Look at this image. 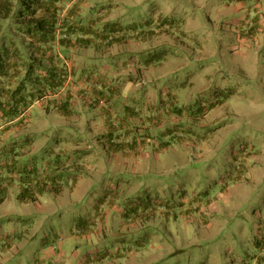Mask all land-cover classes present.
I'll return each mask as SVG.
<instances>
[{
    "label": "rangeland",
    "instance_id": "1",
    "mask_svg": "<svg viewBox=\"0 0 264 264\" xmlns=\"http://www.w3.org/2000/svg\"><path fill=\"white\" fill-rule=\"evenodd\" d=\"M13 1L19 8L20 0ZM96 1L91 12L107 6V22L155 23L148 60L160 73L140 89V96L156 97L160 103L167 99V88L186 122L201 135L200 142L195 144V138L181 147L180 165L173 164L172 153L171 171L163 178L141 175L148 176V184L137 182L130 189L137 204L153 206L154 201L162 210L149 218L129 217L106 203L104 217L95 219L91 210L104 187L87 185L72 197L65 178L57 189L51 182L37 192L41 203H24L18 196L22 191L13 189L0 210L10 212L12 220L6 222L18 223L20 230L36 226L43 243L56 248L62 243L64 264H77L75 250L79 257L91 258L108 252L116 264H245L252 244L239 241L248 239L247 229L264 222V23L261 28L241 23L248 6L239 0H149L147 9ZM31 136L24 147L36 149L37 135ZM32 160L40 169L46 165ZM199 199L208 207L200 208L206 215L196 216L195 209L185 215L175 208L180 200L188 208ZM117 205L125 207L124 200ZM38 249L23 259L14 255L10 263L35 264Z\"/></svg>",
    "mask_w": 264,
    "mask_h": 264
},
{
    "label": "crops",
    "instance_id": "2",
    "mask_svg": "<svg viewBox=\"0 0 264 264\" xmlns=\"http://www.w3.org/2000/svg\"><path fill=\"white\" fill-rule=\"evenodd\" d=\"M239 1L248 6L247 18L240 22L261 28L264 0ZM96 2L75 0L67 8L70 0H20V7L15 4L9 15L0 12V23H24L4 46L9 68L7 76L0 80V200L5 196L0 210L11 200L13 189L22 191L23 177L33 172L47 188L51 185L47 178L59 176L55 187L65 183L72 197L87 185L104 187L91 210L95 219L104 217L106 203L129 217L149 218L162 210L154 206V201L153 206L146 201L137 204L130 189L137 182L148 184V176L163 178L171 171L172 153L173 164L180 165L181 147H187L195 138V144L200 142L201 135L192 123L186 122L182 108L177 107L179 102L172 100L167 88V99L160 103L156 97L140 96V89L153 82L156 72L160 73L148 60L155 23L145 19L134 23L107 22L111 13L109 9L105 11L107 6H103L104 11L91 12ZM129 3L147 9L149 0H117L110 6L127 7ZM16 9L22 11L18 16ZM55 9L59 13L57 23L62 20L69 24L64 26L69 39H61L57 30L48 42L27 33V23L51 17ZM175 112L178 116H174ZM31 134L37 135L36 149L24 147L33 139ZM34 157L46 165L38 168ZM65 178L68 179L64 183L60 181ZM123 200L125 207L117 205ZM23 202L41 200L38 195L35 202ZM207 202L214 209L213 203ZM257 202L256 199L254 203ZM185 204L180 200L175 208L185 215L195 210L196 216L206 215L200 212L201 207L206 211L208 208L202 200L188 208ZM7 220H12L10 212L0 211V264H11L14 255L22 254L20 259L31 256L38 248L40 257L35 264H64L60 258L62 243L58 248L43 243L40 228L24 225L26 229L20 230L18 223L12 225ZM245 234L248 239L239 242L252 244L245 264H264V222L257 229H247ZM158 249L163 251L164 246L159 245ZM129 252L131 256L132 250ZM73 254L77 264H116L109 261L112 254L108 252L93 258L79 257L77 250Z\"/></svg>",
    "mask_w": 264,
    "mask_h": 264
},
{
    "label": "trees",
    "instance_id": "3",
    "mask_svg": "<svg viewBox=\"0 0 264 264\" xmlns=\"http://www.w3.org/2000/svg\"><path fill=\"white\" fill-rule=\"evenodd\" d=\"M14 1L13 0H6L3 2V0L0 1V12L4 11L5 15H9L12 11H14ZM19 13H22L20 11ZM54 15L51 17H40L37 22L34 23H27V33L33 36H37L40 38L42 42H48L50 38L54 36L55 31L57 30V18H58V10ZM18 16V14H17ZM13 23H0V80L4 79L5 76H7V70L9 68V65L6 64L7 59L5 58L4 53L6 51L4 50V46L6 45L5 41L7 38L11 36H16L20 30L22 29L21 24L24 23H14V26H12ZM63 28L64 26H68L67 23H61ZM66 24V25H65ZM65 29V28H64ZM68 31V30H67ZM217 104V103H216ZM215 106V104L213 105ZM24 179V187L22 189V192L20 193V199L22 201H36L38 199V195L40 192H42V189L45 190V185H41L39 180L35 178V175L33 172H29ZM60 178L59 176H51L48 179L49 183L55 184L56 180ZM54 187V186H53ZM57 189L58 187H54ZM39 192V193H37ZM5 199V196L1 198V202Z\"/></svg>",
    "mask_w": 264,
    "mask_h": 264
},
{
    "label": "built area",
    "instance_id": "4",
    "mask_svg": "<svg viewBox=\"0 0 264 264\" xmlns=\"http://www.w3.org/2000/svg\"><path fill=\"white\" fill-rule=\"evenodd\" d=\"M73 2H75V0H70V3L67 5V8H69V7L71 8ZM61 23H63L62 20H60L58 22V24H57V31L59 33V36H60L61 39H69L70 38V34L68 33V31L66 29L63 28Z\"/></svg>",
    "mask_w": 264,
    "mask_h": 264
}]
</instances>
